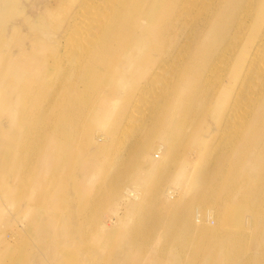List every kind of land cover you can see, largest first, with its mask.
I'll use <instances>...</instances> for the list:
<instances>
[{
	"label": "bare ground",
	"instance_id": "obj_1",
	"mask_svg": "<svg viewBox=\"0 0 264 264\" xmlns=\"http://www.w3.org/2000/svg\"><path fill=\"white\" fill-rule=\"evenodd\" d=\"M15 1L0 0V179L5 169L12 179L22 177L25 160L35 154L42 168L55 147H62V157L65 144L75 141L88 144L89 156L96 158L104 147L100 143H115L121 128L136 124L134 135L115 148L109 171L119 197L128 182L135 186L137 179L149 178L146 207L138 217L144 231L133 225L129 236L147 242L149 233L162 231L166 237L157 253L191 264H251L245 246L218 257L217 242L243 244L253 237L245 228L252 219L264 222V0H52L33 17L22 16L24 34L6 23L17 12ZM25 40L28 50L7 48L21 47ZM63 56L71 69L57 71L54 66ZM49 71L55 79L43 81L42 72ZM87 99L100 108L91 109ZM143 102L149 108L137 117ZM21 115L28 122L25 130L17 126ZM99 116L113 131L101 140L95 136L103 129ZM9 140L17 146L11 149ZM177 143L197 148L198 159L181 163ZM211 143L222 146L215 152ZM152 149L160 151L158 159ZM78 164L87 175L84 163ZM78 164L71 162V168L78 171ZM41 179L36 177L31 187L40 199L29 208L33 212L57 200L53 192L37 195ZM185 179H190L186 186ZM167 183H180L192 194L170 202L165 193L181 190ZM0 189L12 199L10 183L2 182ZM201 204L213 208L204 210ZM245 210L250 215L241 224ZM96 217L95 233L86 227L90 217L83 222L78 215L74 230H45L54 238L53 258L68 251L59 245L62 238L85 241L115 231ZM49 218L59 226L56 216H32L35 223ZM2 237L0 232L1 243ZM255 238L264 246V225ZM8 247L0 250V264ZM218 258L223 260L212 262Z\"/></svg>",
	"mask_w": 264,
	"mask_h": 264
},
{
	"label": "rangeland",
	"instance_id": "obj_2",
	"mask_svg": "<svg viewBox=\"0 0 264 264\" xmlns=\"http://www.w3.org/2000/svg\"><path fill=\"white\" fill-rule=\"evenodd\" d=\"M51 1L52 0H16L14 3V9L17 12L14 16H11L8 19V22H6L7 26L10 25V23H14L20 30L23 28L21 32L24 34V21L22 16L27 15L28 17H33L36 12L44 11L45 6ZM49 30L50 29H48V31ZM27 44L28 41L25 40L21 47L8 45L7 48L12 51H14V49L17 51L19 49L23 51L28 50L29 46H27ZM2 47L3 46L0 45V48ZM64 57L65 56L60 59L58 66H54L55 70L66 71L71 69V62L64 59ZM55 77L56 75L52 74L51 71H49L47 75L42 72L41 75V79L47 82L52 81ZM89 100H85L84 103H87L88 101L91 109L95 110L96 108H100L98 102L95 101V103H92L90 102L91 100ZM148 108V104H144V102L141 103L137 108V117L143 116ZM100 118L101 116L98 117V122ZM95 119V116L91 117V120ZM17 122V126L20 130H25L28 127V122L24 120L23 115L19 117ZM100 124L103 129L99 128L100 130L98 129L97 135L95 136H98L101 140L104 132L106 134H112L113 131L110 133L107 127L102 123ZM135 130L136 124L132 125L129 123L125 129L121 128L118 131L115 143H100L102 144L101 146L104 147L99 149L97 153L98 157L96 158L89 156L88 144L83 145V143H77L75 141V143L65 144V151L67 154L62 157H60L62 147H55L54 154L50 153L49 155L51 157L47 159L50 161L42 164V168H37L36 166L38 164L36 161H40L38 154L31 156L29 162L25 160V169L22 177L12 179V176H10V172L7 169L3 171L2 179H0V186L2 182L7 181L15 188L11 200H9L8 196L4 194L2 189H0V197L3 199L0 202V232L3 235V241L2 243L0 242V250H3L2 247L4 245L10 244L11 246V248L8 247L11 249L9 252H3L1 255L3 256V259H5L4 264H21L24 260H28L29 264L194 263L185 258L179 259L170 254L157 253L158 248L161 245L159 242L166 237L162 231H159V233H149V240L147 242L143 240L142 236L132 237L128 234L130 232L129 228L133 225L139 231H144L143 221L138 217L142 216L146 207L145 205H142V202H144L145 194L149 192L150 186L146 183L149 178L145 176L137 179L135 181V186H131L128 182L127 186L122 190L124 195L119 197V190L114 189V178L112 179L109 171L110 166L112 165L110 162H113L111 160L116 154L115 148L124 145L125 143L119 144V142L129 139V137L134 135ZM13 135L15 139V133H13ZM10 142L11 143L7 144L11 149L18 144L13 143L12 141ZM177 144V159L181 161V163H184L185 160L193 162L198 159L197 148H192L188 144L187 146H184V143ZM211 144L215 147L217 146L215 152L220 150V146H222L221 143ZM150 154L154 159H158L157 155L160 156L161 153L159 150L152 149ZM63 161L67 162L65 163ZM70 161L74 164H78L80 161L83 162L84 167L86 166L85 172L87 175L83 173L82 167H79L80 164H78V167L80 168L78 171L72 169ZM7 162L8 159L4 162L5 168H7ZM208 166L207 163L205 168H208ZM52 168L56 169V171L54 170L55 172H51ZM139 172H142V170L140 169ZM30 177L34 178L30 179ZM36 177L42 178L41 190L37 195H49L52 192L54 194L57 192L58 196L56 198L57 200L43 202V205L37 207V210L33 212L29 208L37 206V203L35 202L40 200L35 194H33L34 191L31 189ZM186 180L187 179L184 180L185 186L187 185V182L188 184L190 183V179ZM19 184H22L23 187L27 184L28 186L25 188H17ZM98 185L102 187L101 190H98ZM167 185L172 186L175 190H181L180 183H167ZM145 190L146 192H143ZM191 194L192 191L186 187V190L182 189L179 194H177V192L175 194L173 190H169L165 193L164 198H167L168 201L172 202L175 200L176 196L190 197ZM27 198H31L32 200L26 201ZM55 201H58V205ZM192 203V206L196 205V202ZM200 207L204 210L206 207L213 208L209 204H201ZM33 213L41 215L43 218L46 216H56L60 221L59 226H54L56 222L51 218H49L48 222L38 221L35 223V221L32 220ZM128 213H131V219L129 217L130 214ZM76 215L80 216L83 222L85 221V218L90 217L91 225L88 223L86 226L90 233H95L98 230V227L92 225L95 224L92 222L95 220L93 219V215H97L96 222L99 220L102 224H105L107 227L112 228L115 231L106 235L101 233L100 237L93 236L85 241H71L62 238L59 245L68 249V251L59 255L57 258H53L52 251L54 249L52 246L55 244L54 238H49L48 234H50L51 231H55L57 228H70V230H74L76 225L80 222L79 218L76 219ZM245 215H250L248 210H245L242 213L241 224L246 217ZM207 221L210 225H213L216 220L214 217H210ZM251 223L253 224L250 225L251 230L250 228L248 229V227H245L246 231H249V233L251 231L250 234L253 235L251 239L248 238L249 241H246L243 244H234L232 247L227 246L228 241H219L217 242V245L221 250H218L217 256L223 257V251H228V249L236 250L245 246V248H248L252 253L251 264H264V246H262L261 242L257 241L255 238L256 230L259 226H263L264 222L252 219ZM43 224L45 229L43 228L44 226H42ZM161 229L162 228L160 227L158 228V230ZM45 230L48 234H46ZM190 247H192V244H190ZM66 254L68 256H66ZM222 260V258H218L217 260L212 259V262H221ZM233 263L236 262L233 261Z\"/></svg>",
	"mask_w": 264,
	"mask_h": 264
},
{
	"label": "crops",
	"instance_id": "obj_3",
	"mask_svg": "<svg viewBox=\"0 0 264 264\" xmlns=\"http://www.w3.org/2000/svg\"><path fill=\"white\" fill-rule=\"evenodd\" d=\"M54 196H58L57 192L55 193V195H54Z\"/></svg>",
	"mask_w": 264,
	"mask_h": 264
}]
</instances>
